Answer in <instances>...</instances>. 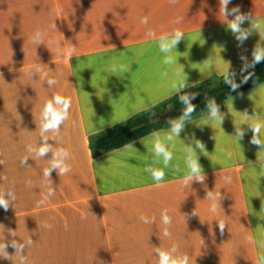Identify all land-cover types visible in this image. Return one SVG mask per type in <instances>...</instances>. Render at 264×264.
Listing matches in <instances>:
<instances>
[{
    "label": "crops",
    "instance_id": "1",
    "mask_svg": "<svg viewBox=\"0 0 264 264\" xmlns=\"http://www.w3.org/2000/svg\"><path fill=\"white\" fill-rule=\"evenodd\" d=\"M235 6L264 31V0H230L229 9ZM219 9V0H0V191L15 195L9 210L0 208V244L9 242L10 256L0 264H159L156 247L173 245L190 264H260L264 148L250 143L249 124L264 122V82L225 99L223 122L208 119L209 111L190 118L169 142L166 168L154 155L153 133L163 138L170 126L110 151L91 146L107 128L176 94L182 68L194 86L244 63L242 56L252 59L264 39L254 32L240 45L227 28L233 17ZM176 29L184 33L177 50L161 52L160 36ZM48 79L57 83L49 87ZM57 94L71 98L69 118L46 135L53 148L68 151L71 171L53 170L45 180L51 153L40 158L28 148L40 145L41 113ZM236 127L245 131L242 140ZM194 140L205 145L196 151L206 180L183 187L186 145L195 147ZM147 168L164 171L162 186ZM49 186L55 195L40 205ZM208 191L223 199H206ZM165 209L169 237L162 235ZM10 230L20 243L32 240L22 255Z\"/></svg>",
    "mask_w": 264,
    "mask_h": 264
},
{
    "label": "clouds",
    "instance_id": "2",
    "mask_svg": "<svg viewBox=\"0 0 264 264\" xmlns=\"http://www.w3.org/2000/svg\"><path fill=\"white\" fill-rule=\"evenodd\" d=\"M170 2L175 3V0H170ZM230 0H219L220 9L219 11L228 18L232 16L231 20H228L227 28L234 34L236 40L240 45L243 43L255 32L258 33L260 36V41L264 39V31H261L260 24L256 23L251 14L242 13L239 6L232 7L229 9ZM246 21H250L249 27H244V23ZM142 23L147 24L148 17H144L141 20ZM179 23V20L176 21ZM149 37H154L155 33L151 30L147 33ZM184 39V33L179 29H176L171 35L163 34L159 38V48L160 51L163 53H171L174 49L177 50L178 44ZM42 42V34L37 32L33 37V43L38 45ZM75 51V46L71 49L67 55L69 57ZM241 59L244 61V70L246 71L249 67L254 68L256 64L264 62V45L258 42L252 50V59L248 61L246 56H242ZM165 64H172L173 57L167 56L164 60ZM41 71L40 67L38 66L36 72L39 73ZM115 71V69H113ZM184 69H181V72H178L177 75L180 77L178 83L173 84V88L179 94L180 103L184 105V110L179 118H171L170 123V134L161 138L159 133H153L154 139V155L157 158H162L164 167L166 168L171 160L173 159V152L169 150V142L173 141L175 137H180V133L184 130L185 125L188 123L192 113L196 109V105L192 103V100L199 95V93L192 92L186 93L185 89L190 87L191 85L188 83L187 75H183ZM251 74L248 77H245V81L250 78ZM235 73L230 71L225 76V83L230 85L233 90H236L239 85L236 83ZM47 84L49 87L55 85L57 81L55 79H48ZM72 100L70 97H64L61 95H55L50 99L44 106L42 113H41V124H40V136H41V143L38 147L34 148L29 146L28 151L30 153H34L36 157L44 158L46 155L51 153V159L48 160V167L43 170V176L45 180L51 178V173L53 170L57 172L59 176L65 175L71 171L70 165L66 162L69 158V153L64 148H53V145L49 143V137L46 135L48 132L59 133L61 126L64 125L65 121L69 118V109L71 107ZM207 108L209 109V116L208 119L210 120H217L220 119L223 122L224 118L220 111V106L217 104L214 98L208 99ZM245 119H248V114L245 112ZM250 125V130L253 132L252 138L250 143L260 148H264V140H261L260 132L261 128H264V122H254ZM245 131L242 128L236 127V135L239 140L244 138ZM54 139V138H53ZM195 147L186 145V165L188 168V174L184 177L183 180V187H187L189 182H199L204 183L206 180V175L202 165L199 162V158L197 155L196 149L198 148L201 152H205V145L200 140H194L193 142ZM131 147V145H129ZM28 157H25L21 163L23 166H27ZM145 171L149 172L153 179L157 182V186L160 185V181L164 179V171L160 169L154 168H147ZM230 182V178H229ZM14 187V186H13ZM55 195V190L49 186L47 195L39 202L40 205H43L47 202L48 198ZM206 199L209 200H217L220 201L223 199L220 193L213 195L212 191L207 192ZM15 202V195L12 190H4L0 191V208L7 211L9 210L10 206ZM217 209V205L214 202L211 205V211L215 212ZM187 215V214H186ZM185 215V218H186ZM192 216L199 215L195 210L191 213ZM85 218V217H82ZM141 219L145 223L154 222V219L150 221L146 217H141ZM220 233L223 234L226 223L223 220L217 221ZM162 223L165 225L162 235L164 237H169L170 232L168 231V226L171 225L172 219L168 214V211L165 209L162 213ZM48 227V225H46ZM10 235L13 237L11 240V246L15 249L16 253L23 254L25 247L30 246L32 244V240L29 239L26 243H20L15 239V231L10 230ZM251 240V237H248ZM9 242L0 244V257L5 259H10L9 253L7 252ZM260 247L264 248V242L260 243ZM156 254L159 257V264H190V257L187 254H180L177 255V247L173 245L168 250H162L160 247H156L155 249ZM260 264H264V255L260 258ZM23 264V261H22Z\"/></svg>",
    "mask_w": 264,
    "mask_h": 264
},
{
    "label": "trees",
    "instance_id": "3",
    "mask_svg": "<svg viewBox=\"0 0 264 264\" xmlns=\"http://www.w3.org/2000/svg\"><path fill=\"white\" fill-rule=\"evenodd\" d=\"M248 61H251V59ZM230 71L235 73L234 79L239 85L236 90L225 83V76ZM230 71L185 89V94L199 93L192 100V103L196 105V109L190 118L209 111L206 106L208 99L214 98L217 104L220 105L225 99L264 82V62L256 64L254 68L249 67L246 71L244 70V63H242ZM249 74H251L250 78L245 81V77H248ZM171 108H174L178 114V117L173 118H179L184 110V105L180 103L178 93L129 117L124 122L107 128L104 132L92 138L91 146L101 151H110L128 145L156 130L168 127L171 118L160 119V115Z\"/></svg>",
    "mask_w": 264,
    "mask_h": 264
},
{
    "label": "water",
    "instance_id": "4",
    "mask_svg": "<svg viewBox=\"0 0 264 264\" xmlns=\"http://www.w3.org/2000/svg\"><path fill=\"white\" fill-rule=\"evenodd\" d=\"M173 117H178V114L174 108H171L168 111L160 115V119H167V118H173Z\"/></svg>",
    "mask_w": 264,
    "mask_h": 264
}]
</instances>
